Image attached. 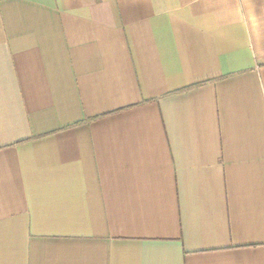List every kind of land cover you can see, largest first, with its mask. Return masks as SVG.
Segmentation results:
<instances>
[{"label": "crops", "instance_id": "0c3cea01", "mask_svg": "<svg viewBox=\"0 0 264 264\" xmlns=\"http://www.w3.org/2000/svg\"><path fill=\"white\" fill-rule=\"evenodd\" d=\"M0 264H264V0H0Z\"/></svg>", "mask_w": 264, "mask_h": 264}]
</instances>
